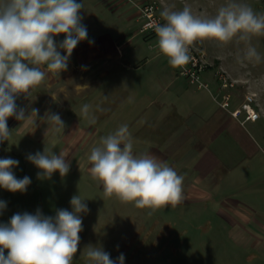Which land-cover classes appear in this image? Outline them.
Listing matches in <instances>:
<instances>
[{
    "label": "clouds",
    "instance_id": "obj_1",
    "mask_svg": "<svg viewBox=\"0 0 264 264\" xmlns=\"http://www.w3.org/2000/svg\"><path fill=\"white\" fill-rule=\"evenodd\" d=\"M82 8L77 0H0V142L10 140V117L22 123L38 117V109L26 114L24 108H18L16 99L22 95L29 98L47 73L66 71L73 50L88 38L87 28L81 23ZM173 9L165 6L160 12L163 23L152 24L158 53L173 68L186 65L190 47L203 40L216 41L221 47L232 42L242 44L237 63H261V54L251 41L264 36V13L258 14L237 0H227L214 16L194 14L189 5ZM60 35L65 38L57 42L55 38ZM90 108L84 104L81 116L95 124ZM42 119L57 130L64 128L59 114L46 112ZM27 159L40 169L38 178L51 179L55 172L64 177L69 172L64 154L47 148L29 154ZM87 160L90 176L102 185L105 198L115 197L122 204L149 209V216L183 200L184 177L154 155L134 154L127 125L101 137ZM18 164L12 158L0 159V188L12 193L27 190L30 177L18 179L12 171ZM70 204L72 211L59 209L55 217L44 216L37 209L35 214L16 213L7 224H0V264H73L83 230L79 214L88 213L89 208L80 195H74ZM5 208L6 202L0 201V213ZM83 255L89 264H124L125 260L121 253L114 261L102 247L91 244Z\"/></svg>",
    "mask_w": 264,
    "mask_h": 264
},
{
    "label": "rangeland",
    "instance_id": "obj_2",
    "mask_svg": "<svg viewBox=\"0 0 264 264\" xmlns=\"http://www.w3.org/2000/svg\"><path fill=\"white\" fill-rule=\"evenodd\" d=\"M237 2L248 4L258 14L264 13V0ZM170 3L174 10L189 5L194 14L214 16L227 0H170ZM64 38L60 35L55 39L60 42ZM143 38L146 39L142 43L145 55L153 57L158 53L153 50L156 48L151 44L153 40L147 36ZM251 42L261 54L259 64L237 63L236 54L242 44L238 46L232 42L221 47L213 40L195 42L209 61L226 69L231 79H237L232 93L238 100L244 96L242 86L246 83L256 85L264 98V84L260 83L264 81V36L254 37ZM60 51L61 55L65 54ZM77 82L78 79L66 85L67 82L54 81V77L47 73L29 98L22 95L16 99L18 108H24L26 114L32 108L38 109V117L27 123L14 117L8 119L12 134L9 141L0 142V159L18 160V166L12 169L14 175L18 179L28 176L31 183L23 193L0 188V201L6 202V208L0 213V224H7L16 213L35 214L37 209L49 217H55L59 209L72 211L70 200L74 195H80L89 212L79 214L83 230L73 264H89L83 252L90 244L102 247L114 261L123 253L124 264H264V228L253 224L234 226L219 213L220 205L214 206L212 200L182 201L176 206L158 209L149 216V209H138L131 203L122 204L115 197L105 198L102 185L90 176V164L82 146H67L66 137L71 127L96 128L101 121L89 124L81 116V107L89 104L90 115L95 117L97 103L82 98L84 94L74 88ZM255 107L259 108L257 102ZM46 112L59 114L64 128L57 130V126L42 119ZM246 126L261 132L257 139L260 146H264V118ZM45 148L57 155L64 154L70 165L66 176L61 177L55 172L51 179L37 177L40 169L28 161L27 156L43 152ZM261 156L264 159V154ZM252 169L247 171L249 177ZM255 170L258 176H264V166ZM230 193H236L237 199L253 205L256 210L253 216L264 224V183L258 185L245 179L231 190L221 191L213 197L217 202H223Z\"/></svg>",
    "mask_w": 264,
    "mask_h": 264
},
{
    "label": "crops",
    "instance_id": "obj_3",
    "mask_svg": "<svg viewBox=\"0 0 264 264\" xmlns=\"http://www.w3.org/2000/svg\"><path fill=\"white\" fill-rule=\"evenodd\" d=\"M158 1L160 12L171 6L170 0ZM78 3L83 4L81 23L88 38L73 50L66 71L49 75L66 85L78 79L74 88L84 94L83 99L97 103L95 119L101 121L96 128L71 127L67 146H82L87 158L101 137L127 125L134 154L154 155L184 177L182 201L212 200L234 226L264 228L253 216V205L237 199L236 193H230L223 202L213 197L245 179L264 183V176L255 170L264 166V146L257 139L261 132L246 126L257 120L241 123L242 115L235 118L217 103L213 95H220L219 86L211 73L204 76L210 92L189 83L159 53L146 56L142 47L146 39L138 34V10L127 0ZM242 88L243 95L255 94L264 118V98L257 86L246 83ZM240 101L233 94L231 107ZM250 168L251 177L247 173Z\"/></svg>",
    "mask_w": 264,
    "mask_h": 264
},
{
    "label": "built area",
    "instance_id": "obj_4",
    "mask_svg": "<svg viewBox=\"0 0 264 264\" xmlns=\"http://www.w3.org/2000/svg\"><path fill=\"white\" fill-rule=\"evenodd\" d=\"M138 10L139 27L138 34L153 38L155 46L157 43L156 34L152 28L153 22L163 23L160 17V4L157 0H127ZM190 60L181 67L175 68L177 73L185 77L189 83L195 85L198 89H205L211 92L209 81L205 79L206 73H211L212 77L218 83L219 94L213 95L217 103L229 111L230 114L239 118L241 123L246 121H256L261 117L259 108H256V96L254 93H246L237 107H231L233 98L232 90L235 88L236 81L231 79L228 73L221 67L216 66L209 61L206 53L197 47L195 42L189 50Z\"/></svg>",
    "mask_w": 264,
    "mask_h": 264
}]
</instances>
